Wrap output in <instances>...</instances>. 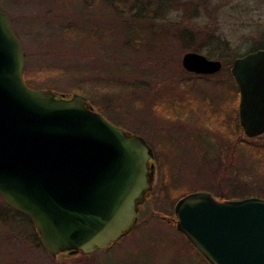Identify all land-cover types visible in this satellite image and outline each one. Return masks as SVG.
Here are the masks:
<instances>
[{
  "label": "rangeland",
  "instance_id": "obj_1",
  "mask_svg": "<svg viewBox=\"0 0 264 264\" xmlns=\"http://www.w3.org/2000/svg\"><path fill=\"white\" fill-rule=\"evenodd\" d=\"M183 1L198 5L199 16L185 18L181 8L154 20L114 8L111 0H0V12L23 46L28 86L84 96L95 112L142 136L156 161L154 189L137 230L81 263L75 255L52 258L40 247L35 226L0 196V264H204L177 230L176 203L201 191L218 201L239 193L264 199V176L238 150L228 128L236 111L230 103L237 85L232 67L206 81L182 66L187 53L208 57L195 50L207 49L203 44L211 35L210 47L229 62L257 48L264 41V0ZM139 27L156 37H135L132 30ZM181 33L200 35L192 43ZM185 79L189 85L183 87ZM225 81L227 86L217 87ZM164 97L172 104L166 111L156 106ZM255 142L264 144V137Z\"/></svg>",
  "mask_w": 264,
  "mask_h": 264
},
{
  "label": "water",
  "instance_id": "obj_2",
  "mask_svg": "<svg viewBox=\"0 0 264 264\" xmlns=\"http://www.w3.org/2000/svg\"><path fill=\"white\" fill-rule=\"evenodd\" d=\"M24 50L0 12V196L29 217L52 258L108 251L136 229L154 188L153 150L94 111L79 94L24 82ZM188 73L211 76L220 60L190 52ZM239 121L264 135V50L237 58ZM176 227L207 264H264V199L218 201L206 191L175 205Z\"/></svg>",
  "mask_w": 264,
  "mask_h": 264
},
{
  "label": "trees",
  "instance_id": "obj_3",
  "mask_svg": "<svg viewBox=\"0 0 264 264\" xmlns=\"http://www.w3.org/2000/svg\"><path fill=\"white\" fill-rule=\"evenodd\" d=\"M117 2H119V1L118 0H111L110 4L115 8V7L118 6ZM155 5H156V7H154ZM118 7H120L121 9L131 8L132 10H137L139 13H141L142 17L145 14L147 16V18H151V19L153 18L154 20H159V19L166 20L167 18L165 16L170 15L173 12L180 10L181 8H183V10H184L183 13H184V17L185 18L192 17V16H195V17L199 16V6L196 5L194 2L192 3V1L184 2L183 0H148V2H145V4H144V2L142 0H135V2L131 4V3L127 2L126 0H124V1H121L119 3ZM144 18H145V16H144ZM132 31L133 32L131 34L135 33L134 36L135 37L138 36L142 40H145V38H148V37L152 38V37L155 36L154 33L152 32V30L149 29V28L145 30L142 27H139L137 29L135 28ZM139 31L141 32V35H140ZM181 35H183L184 39H188L189 41H191L193 43L195 38H197L198 35H200V34L199 33H197V34L181 33L180 37H181ZM82 37H84V33L82 34ZM208 37L209 38L203 44V46H204L203 48L206 47L207 49L201 50V48H199L198 50H195V51H204V52L206 51V54H207V56L209 58H217L218 57V59L222 61L224 66H228L229 68L232 67L233 61L229 62L228 59H227V56L220 57L217 54V51L219 49L218 48H214L213 49V48L210 47V46H212L213 41L215 40L214 36L211 35V36H208ZM131 44H133V43H131ZM143 44H144V42H143ZM143 44L140 43V45L137 44V46L140 47ZM258 50H264V41L261 42L258 45L257 48H253L252 50H250L248 52V54L252 53V52H255V51H258ZM245 55L236 54L234 60H236L237 58L243 57ZM192 77L195 78V79H201V80L206 79V81H210V79H211V76L207 77V76H200V75H194V74L192 75ZM23 79H24L25 83L28 86V84H30V83L27 80L26 71L24 72ZM227 82L228 81H225L223 84H217V87H219V88L220 87H225L229 83V82L228 83ZM180 85H182L183 87L187 86V85H189V81L187 79H185L184 82L180 83ZM32 86H34V85H32ZM34 87H36V86H34ZM233 91H235V93H236V111H235V119L233 120L232 131H233V135L236 138L237 148L244 156H246V158H248V159H250L252 161V163L254 164L256 170L258 172H260L262 174V176H264V144H262V143L258 144V143L255 142L256 139H260V138L264 137V135L260 136V137H257L256 139L255 138H253V139L248 138L245 135V133L243 131V128L241 127L240 121H239V108L238 107H239V95L240 94H239V89H238L237 85L234 86ZM78 92H83V90H81V88H79ZM185 93L184 92H180V94H179L180 96L179 97L184 98ZM166 97H164L165 98L164 100H161L158 104H156L157 107H161V109H165V111L168 110V108H170L171 105H172V104L168 103L169 100ZM107 119H109V118H107ZM109 120L113 124L119 126V124H117L115 121H113L111 119H109ZM228 128H229V123H228ZM250 197H253V195H245V194L239 193L238 196L233 197L231 199L242 200V199H246V198H250ZM221 198H222L221 200H223V201H224V199H228V198H224V197H221ZM8 207H10V206H8ZM10 208L17 215H19L20 217L26 219L32 225H34L33 221L29 217L17 212V210L12 208V207H10ZM136 230H137V228L134 231H132L130 234H132ZM37 239H38V237H37ZM185 241L187 242L191 253L196 254L200 260L204 261V259L188 243V241L187 240H185ZM39 245H40L41 248H43L41 246L40 242H39ZM70 257H72V256L61 257L60 259H66V258H70ZM89 257L79 256V260H76V263H79V262L81 263V261L87 260ZM204 264H207V263L204 261Z\"/></svg>",
  "mask_w": 264,
  "mask_h": 264
},
{
  "label": "flooded vegetation",
  "instance_id": "obj_4",
  "mask_svg": "<svg viewBox=\"0 0 264 264\" xmlns=\"http://www.w3.org/2000/svg\"><path fill=\"white\" fill-rule=\"evenodd\" d=\"M11 21V20H10ZM190 74H192V73H190ZM194 75H196V74H194ZM200 76H203V75H200ZM212 76H214V75H211V77ZM208 77V76H207ZM234 99V100H233ZM230 103H231V105L233 104L234 105V103H235V105H236V93L235 92H233L232 94H231V96H230ZM233 120L234 119H232V117L230 118V123H229V126H230V130H231V132H232V128H233ZM225 123H227V122H225ZM153 155H154V158H153V172H154V175L156 176V166H155V154H154V152H153ZM154 185H155V183H154ZM154 189V188H153ZM153 192V191H152ZM152 194V193H151ZM151 197V196H150ZM149 200V199H148ZM74 256V255H73ZM75 256H82V255H80V254H77V255H75Z\"/></svg>",
  "mask_w": 264,
  "mask_h": 264
}]
</instances>
